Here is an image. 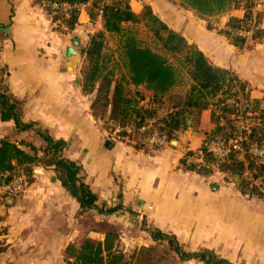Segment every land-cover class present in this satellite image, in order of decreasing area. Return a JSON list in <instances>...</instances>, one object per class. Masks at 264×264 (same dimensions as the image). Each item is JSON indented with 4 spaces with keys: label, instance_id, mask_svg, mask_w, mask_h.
Listing matches in <instances>:
<instances>
[{
    "label": "crops",
    "instance_id": "0c3cea01",
    "mask_svg": "<svg viewBox=\"0 0 264 264\" xmlns=\"http://www.w3.org/2000/svg\"><path fill=\"white\" fill-rule=\"evenodd\" d=\"M255 1L259 35L242 47L224 32L231 19H244L242 8L201 17L181 0H130V7L136 15L150 7L211 65L243 83L264 111V0ZM91 9L79 7L76 27L70 30L38 0H0V87L21 104L23 124L66 143L64 156L81 168L80 177L96 195L99 210L118 211H83L53 167L39 165L30 178L21 173L15 179L26 178L24 194L11 196L0 188V264H67L69 247L104 243V223L125 226L127 235L137 232L144 247L157 244L144 230L147 226L174 236L186 253L208 251L230 264H264L263 176L253 179L246 172L252 186L260 181L263 191L243 193L231 175L215 167L212 175L201 176L181 165L189 153V162L202 163L201 148L215 128L212 109L188 121L162 148L150 140L141 145L128 135L121 138L118 129L109 130L95 119L91 107L96 94L82 91L81 52L67 55L75 42L82 51L103 30L100 17L91 20ZM35 129L18 132L14 121L0 119V143L8 139L42 150L45 144Z\"/></svg>",
    "mask_w": 264,
    "mask_h": 264
},
{
    "label": "trees",
    "instance_id": "16d2710c",
    "mask_svg": "<svg viewBox=\"0 0 264 264\" xmlns=\"http://www.w3.org/2000/svg\"><path fill=\"white\" fill-rule=\"evenodd\" d=\"M42 2H68L71 6L86 4L89 0H38ZM182 6L195 11L201 17H214L242 8L245 17L242 21L230 20L229 27L250 29L254 22L258 25V17L252 11V5L239 0H181ZM50 13H52L50 11ZM55 20H61L70 30L75 29L79 11L71 9L67 12L53 13ZM90 17L95 21L101 18L103 30L90 37L88 46L81 52L83 58L82 77L83 94H96L91 111L96 120L105 124L110 130L120 129L121 138H127L125 129L134 127L135 136L129 140L138 144L148 142L152 134L159 135L170 142L177 133L187 128L188 117L197 111L199 115L207 109H216L222 114L212 113L214 130L207 137L201 148L202 163L189 162L192 153L181 161V165L189 172L201 176H210L213 168L231 175L236 180L238 188L243 192L256 191L252 181L245 176L246 172L253 179L264 176V166L257 165L250 156L240 161L237 153L232 152L226 161L217 162L209 151V144L215 140L228 141L234 132L231 115L234 109L226 104L227 98L241 97L244 101L252 102L254 109L259 112L256 127L249 135L250 143L264 142V111L260 104L252 101L246 86L229 72L216 68L197 48L188 44L181 35L170 29L160 20L150 7H145L141 15H136L130 7V0H110L109 4L99 6L94 4L90 10ZM138 26L151 35L155 49L144 46L133 32L124 26ZM259 35V30L254 36ZM230 42L242 47L245 40L226 34ZM119 39L118 56L106 54L107 41ZM114 63L116 70L121 71L119 79L115 80L110 70ZM184 72V73H183ZM181 73L186 74L191 85L186 94V100L179 107L167 110L163 118L154 106L155 100L171 93L181 83ZM133 88L136 90L133 93ZM149 93L146 98L140 97L138 89ZM138 90V92H137ZM156 103V102H155ZM22 107L5 89L0 87V119L2 122L14 121L17 131L24 132L35 129L33 124H23L21 121ZM149 126L146 133L138 130ZM45 147L40 150L32 145L16 144L8 139L0 143V188L10 184L19 174L30 178L37 166L53 167L63 187L74 197L83 211L98 210L101 214H113L117 209L99 210L97 197L80 177L81 168L64 156L66 143L53 139L47 131L35 129ZM25 149H29L28 153ZM144 230L151 239L166 242L181 260H198L203 264H230L217 258L213 253L202 251L199 253L184 252L174 236L166 235L159 230L147 228ZM113 235H108L104 243L83 241L80 248L69 247L66 250L67 264H128L125 255L118 251L111 242ZM4 252L0 242V254Z\"/></svg>",
    "mask_w": 264,
    "mask_h": 264
},
{
    "label": "built area",
    "instance_id": "2783aa9c",
    "mask_svg": "<svg viewBox=\"0 0 264 264\" xmlns=\"http://www.w3.org/2000/svg\"><path fill=\"white\" fill-rule=\"evenodd\" d=\"M242 3H248L252 5V10L258 7L255 0H239ZM110 0H89L86 4L71 6L68 2L55 3V2H42V6L51 11L52 13L67 12L71 9L79 10L81 6H89L93 8L94 4L99 6L109 4ZM259 30L258 25L254 22L250 29L244 28H232L228 25L224 28V32L231 37L241 38L245 41H249L253 38L254 32ZM226 104L234 109V115L232 116L234 132L230 140H215L209 144V151L213 154L214 159L217 162H224L227 160L232 152L237 153V158L240 161L245 160L246 156H250L254 159L257 165L264 166V142L250 143L249 135L251 132L259 126L257 121L259 112L254 109L252 102L244 101L241 97L227 98ZM150 127L145 126L138 130L139 133L149 132ZM121 130L118 129V132ZM126 134L129 137L135 136L136 129L134 127H127L125 129ZM151 143L158 147H164L168 142L165 138L159 137V135L152 134L149 137ZM25 177L14 179L7 186H3L4 190L11 196H21L27 189ZM264 179V176L261 181ZM257 181L253 183L255 188H259L263 191L262 186Z\"/></svg>",
    "mask_w": 264,
    "mask_h": 264
},
{
    "label": "rangeland",
    "instance_id": "374dc122",
    "mask_svg": "<svg viewBox=\"0 0 264 264\" xmlns=\"http://www.w3.org/2000/svg\"><path fill=\"white\" fill-rule=\"evenodd\" d=\"M124 28L127 31H132L134 36L144 43V46L155 49L153 41L151 40V35L148 34L144 29L138 26L129 27V25H125ZM118 41L119 39H109L107 41L106 54L108 56H114V58L118 56ZM109 68L110 70L107 71L113 74L115 80L119 79L122 73L120 70H116L113 62L110 64ZM183 73H181L180 76L181 83L176 88H174L171 93L163 98H158L157 101L155 100L156 103L153 102L154 106L159 109V116H165V113H167V110L169 108L179 107L185 102L186 94L189 90L191 82L189 81L187 75ZM131 89L133 90V93L136 92V90H134L133 88ZM138 90H140V97H144V99L146 98V101L144 102L148 103L149 93H147L143 88ZM212 111H216V109L214 108L212 109ZM216 114L220 115L222 113L218 110L215 112V115ZM233 115L234 114L230 116L231 119ZM197 118V111H194L193 115H189L188 121L194 122L195 120H197ZM102 232L104 239L107 238L108 234L113 235V238H111V242L116 245L115 247L118 251H121L125 255V262H127L128 264H187V260H181L166 242H160L153 246L144 247V245H141L142 238H140V235L137 234V232H134L135 234H133L132 232L131 234L127 235L126 233L128 232L126 231L125 226L117 227V225L115 224L111 225L104 223ZM135 240H138L139 242L133 244L131 241Z\"/></svg>",
    "mask_w": 264,
    "mask_h": 264
},
{
    "label": "water",
    "instance_id": "95a60500",
    "mask_svg": "<svg viewBox=\"0 0 264 264\" xmlns=\"http://www.w3.org/2000/svg\"><path fill=\"white\" fill-rule=\"evenodd\" d=\"M74 45L76 46V48L72 49V48H69L67 50V55L70 57V56H75L77 55L78 52H80V48L78 47V43L75 42Z\"/></svg>",
    "mask_w": 264,
    "mask_h": 264
}]
</instances>
